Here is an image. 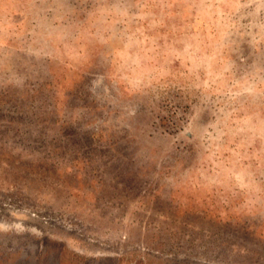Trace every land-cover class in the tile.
I'll list each match as a JSON object with an SVG mask.
<instances>
[{
	"label": "rangeland",
	"instance_id": "1",
	"mask_svg": "<svg viewBox=\"0 0 264 264\" xmlns=\"http://www.w3.org/2000/svg\"><path fill=\"white\" fill-rule=\"evenodd\" d=\"M0 264H264V0H0Z\"/></svg>",
	"mask_w": 264,
	"mask_h": 264
}]
</instances>
